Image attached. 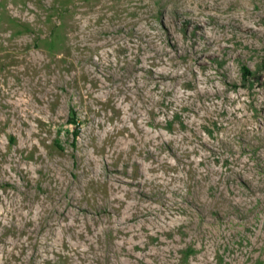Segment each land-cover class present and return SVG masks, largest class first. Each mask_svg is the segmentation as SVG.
I'll return each mask as SVG.
<instances>
[{"label":"rangeland","instance_id":"374dc122","mask_svg":"<svg viewBox=\"0 0 264 264\" xmlns=\"http://www.w3.org/2000/svg\"><path fill=\"white\" fill-rule=\"evenodd\" d=\"M0 264H264V0H0Z\"/></svg>","mask_w":264,"mask_h":264}]
</instances>
